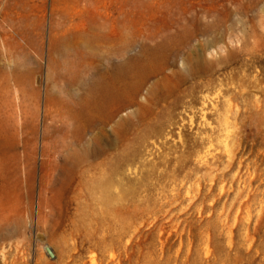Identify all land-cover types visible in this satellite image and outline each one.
Here are the masks:
<instances>
[{
    "label": "rangeland",
    "instance_id": "374dc122",
    "mask_svg": "<svg viewBox=\"0 0 264 264\" xmlns=\"http://www.w3.org/2000/svg\"><path fill=\"white\" fill-rule=\"evenodd\" d=\"M85 1L0 0V264H264V0Z\"/></svg>",
    "mask_w": 264,
    "mask_h": 264
},
{
    "label": "bare ground",
    "instance_id": "6f19581e",
    "mask_svg": "<svg viewBox=\"0 0 264 264\" xmlns=\"http://www.w3.org/2000/svg\"><path fill=\"white\" fill-rule=\"evenodd\" d=\"M84 2L86 1L84 0ZM88 3L89 1L87 2V4ZM122 37H123V33H121V38ZM125 50H126V46L122 45L120 47L121 54L125 53ZM125 66H126L125 63L116 64L115 66L112 67L111 71L109 72V76L107 77H105L103 74L98 77H95L93 73L91 72L90 74H87V75L83 74L82 76H79V77L75 75V78H73L72 80L64 81V83H67L72 87L73 85H76V87H78L81 92V94H78V93L76 94L73 92L72 89L63 90L62 92L66 96L65 97L66 103L68 104V107L70 109L69 110L70 113L67 116H71L72 120L78 121V122L76 121L75 123H73V127L75 130H80L82 127L83 122L80 121V118L82 117L83 113L81 110H77L76 108L71 109L69 104L77 103L82 107L89 108L92 106L103 105V103L106 102L105 101L106 99L108 100L116 99V96L118 94L114 92L113 85H115L118 80L125 79L126 73H127ZM7 77L9 81H11L12 78H13L12 80L16 78L18 82V87L15 85L16 87L14 89L8 90L6 93L7 98H11L13 100L12 102L14 103V107L16 108V109H12L11 113L12 115H16L18 117L24 116L27 114V112L26 111L24 112L22 110L24 106L23 104L26 103L27 105H29L27 102L31 100V97L29 95V93H31L30 90L23 92L20 88L21 81L25 82L26 79L24 80L21 79L22 77L17 75L16 73L8 74ZM125 89L126 87L124 86L121 88V91H125ZM115 91L118 92L117 90ZM51 99L53 101H57V100L61 101L59 96L58 97L52 96ZM63 101H65V99ZM82 128H85V127L83 126ZM60 129L61 131H65L66 129L67 131H70V127H67L66 129L64 128H60ZM74 138L75 136L69 139H71L70 141L73 142Z\"/></svg>",
    "mask_w": 264,
    "mask_h": 264
},
{
    "label": "water",
    "instance_id": "95a60500",
    "mask_svg": "<svg viewBox=\"0 0 264 264\" xmlns=\"http://www.w3.org/2000/svg\"><path fill=\"white\" fill-rule=\"evenodd\" d=\"M46 252L48 254L49 257L53 258L54 257V253L52 252V250L49 247H46Z\"/></svg>",
    "mask_w": 264,
    "mask_h": 264
}]
</instances>
